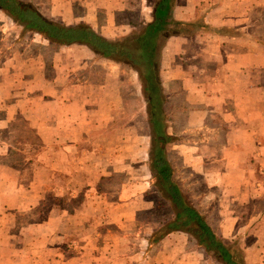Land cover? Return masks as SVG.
<instances>
[{
    "label": "rangeland",
    "instance_id": "1",
    "mask_svg": "<svg viewBox=\"0 0 264 264\" xmlns=\"http://www.w3.org/2000/svg\"><path fill=\"white\" fill-rule=\"evenodd\" d=\"M22 1L33 5L32 0ZM219 2L173 0L170 19L192 25H170L157 40L155 68L166 92L161 110L172 138L165 150L172 180L185 202L242 253L245 264H264V166L251 157L247 170L240 169L235 139L225 137L234 125L232 114L225 119L220 102H202L200 96L193 105L186 94L189 72L201 78L203 69L209 71L202 56L218 46L209 39L225 33L223 28L212 27L217 31L211 32L201 27V22L209 25L211 15L216 23ZM155 4L156 0H124L125 8L106 15L94 30L111 41L131 39L148 24L144 18L152 21ZM232 14L237 12L229 15L234 18ZM263 15L257 27L244 29L262 42ZM42 44L39 35L22 31L0 11V69L27 74L39 84L43 72L51 78L48 68L61 65L57 54L72 53L74 60L65 63L70 75L63 85L66 110L61 113H84L90 125L83 124V135L72 140L76 148L66 164L73 170H39L27 154L41 140L31 133L35 123L20 113H29L30 92L23 82L10 85L5 71H0V121L16 113L13 120L0 122V264H63L72 257L81 264H119V258L124 264H222L191 233L165 234L174 208L152 170V129L139 70L96 60L84 47L58 49L47 42L43 70L35 63ZM25 52L35 65L28 73L17 59ZM32 73L39 78H31ZM34 93V102H40ZM225 106L234 111L232 105ZM230 161L237 163L236 169L228 170Z\"/></svg>",
    "mask_w": 264,
    "mask_h": 264
},
{
    "label": "crops",
    "instance_id": "2",
    "mask_svg": "<svg viewBox=\"0 0 264 264\" xmlns=\"http://www.w3.org/2000/svg\"><path fill=\"white\" fill-rule=\"evenodd\" d=\"M123 2L124 0H32L35 8L47 18L59 20L60 23L67 26L84 23L93 29L101 24L100 22L109 13L122 11L125 8L121 5ZM233 10L237 12L235 15L232 14L234 18L229 16ZM258 11H261L260 15ZM244 12L253 13L248 14V18H246ZM217 13L221 16L217 18L216 23L211 20L215 19L212 15L208 17L209 25L217 29L223 28L225 33L213 35L209 39L218 45L216 50H209L202 56L203 61L208 62L209 71L203 69L199 74L201 78L196 77L194 72H189L188 75L190 76H188L185 84L187 87L186 94L189 97L188 102L194 105L199 102L200 96L203 97L202 102H220V113H224L225 119L230 117V114L233 117L234 125L227 129L225 137L235 139L234 157H239V163L241 162L242 165L239 168L247 170L246 163L251 157L260 161L264 166V42H262V38L244 32V29L246 30L248 27H257L261 21L264 14V0H220ZM144 19L147 23L151 22H148L146 18ZM226 29L234 30L233 33H228L229 31ZM39 38L43 44L41 52L37 55L38 61L35 63L37 66L41 64L43 70H45L46 59L45 42L58 49L72 46L84 47L96 60H112L101 58L82 45L62 46L51 43L40 36ZM70 54L73 55L64 52L57 54L56 59H61V65H52V68H48L51 70V75H54L51 78H49L50 74L44 75L43 72L39 84L34 83L33 79H29L27 74L21 76L22 74L9 72L10 69L6 71L0 69V71H5V75L9 77L10 85H14L15 82H23V89L30 92H27L30 103V106H27L29 113L28 115L23 114V112L20 113L26 117V120L35 123L31 133L35 132V138L41 142L39 146L34 145V150L32 146L25 148V152L28 153L29 149L32 148L33 153L27 155L35 159V162L40 165L39 170L45 171L46 167L63 174H67V170H73L66 164L73 158V151L76 148V142L72 140L83 135V124L90 125V118L83 115L84 113H61L66 110L64 101L61 99L65 88L63 85L70 75L66 74L64 70L65 63H71L75 58V55L69 57ZM29 55L25 52L20 53L17 57L19 64L25 68L26 73L35 67L34 62H32L33 58ZM48 57L53 59L54 53ZM215 64L217 70L213 69ZM157 73L159 84L164 95H166L164 84L160 78V70ZM37 76L36 73L30 74L31 78H37ZM20 77L24 78L25 81H21ZM2 82L0 79V84ZM34 92H38L37 97L40 102H34ZM229 104L232 105L231 107L235 112L229 111V108L225 106ZM203 112V116H206L207 109H203ZM15 115L16 113H13L10 118L1 119L0 122L11 121ZM229 125L231 124L229 123ZM65 139L68 140V143L65 142ZM46 140L49 141L46 142ZM50 144L53 145L49 146ZM228 164V170H234L237 167V163L230 161ZM92 261L97 262V260H90V262ZM119 261H121L119 264L126 263V261L122 262L120 258ZM73 262L74 264H81V261L76 260L75 257L64 261L63 264H72ZM90 262L87 264H91Z\"/></svg>",
    "mask_w": 264,
    "mask_h": 264
},
{
    "label": "trees",
    "instance_id": "3",
    "mask_svg": "<svg viewBox=\"0 0 264 264\" xmlns=\"http://www.w3.org/2000/svg\"><path fill=\"white\" fill-rule=\"evenodd\" d=\"M172 1L156 0L152 21L131 39L122 41L108 40L84 23L67 26L54 21L43 16L35 6L22 0H0V11L24 32L37 34L57 45H82L101 58L112 59L122 66L139 70L143 95L148 104V121L152 129L150 148L152 170L174 208V217L165 225V234L174 231L189 232L196 237L200 246L207 252H212L222 264H245L242 253L224 242L204 217L185 202L179 187L172 180L173 169L167 160L165 150V146L172 138L166 132L167 118L161 110L165 95L155 68L156 46L158 38L168 31L170 25L180 27L192 25L170 19ZM201 27L203 30L217 31L202 22Z\"/></svg>",
    "mask_w": 264,
    "mask_h": 264
}]
</instances>
